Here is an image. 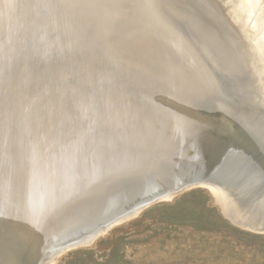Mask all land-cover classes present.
Returning <instances> with one entry per match:
<instances>
[{"label": "water", "instance_id": "1", "mask_svg": "<svg viewBox=\"0 0 264 264\" xmlns=\"http://www.w3.org/2000/svg\"><path fill=\"white\" fill-rule=\"evenodd\" d=\"M54 1L65 9V29L58 33L48 26L28 33L31 20L42 18L46 11L37 7L39 4L19 0L0 18V43L8 42L9 48L7 57V49L0 51V93L6 91L10 96L0 106V264H50L54 257L129 220L134 211L200 187L220 189L230 197L234 211H248L247 205L256 199L264 209V105L256 75L238 76L214 69L210 80L199 82L201 97L189 101L178 86L193 78L194 65L176 57L174 49H131L134 40L130 41L122 25L115 26L111 18L107 22L111 43L127 45L126 49H114L117 55H132L145 69H154V80L150 77V83L145 80L132 87L126 73L115 71L107 50L95 49L103 32L102 27L96 29V19L100 26L105 25V15L123 0ZM192 4L199 7L197 0ZM213 5L205 7L221 17ZM27 7L29 16L25 17ZM197 13L200 19L206 14ZM88 16L92 17L90 28ZM77 40L81 45L73 46ZM56 42L69 47L58 50ZM103 52L106 55L102 56ZM215 87L219 90L216 106L210 100ZM140 88L151 92L150 96ZM169 99L186 102L198 114L210 108L218 113L212 123L208 118L191 117L190 122L206 128L200 135L193 133L194 150L188 143L189 129L183 126L189 118L179 114V107L174 108ZM151 148L175 149L172 153L178 159L160 164L166 176L164 186H157L144 166L119 176L130 165L148 164L143 156H148ZM22 163L29 166L26 184L25 167L19 169ZM110 176L114 177L107 184L102 181ZM84 184L91 188L84 192ZM49 192L57 196L53 206L58 213L44 226L43 213L36 217L28 211ZM65 194L75 195L70 198ZM13 196L18 201L21 197L20 207L11 203ZM107 201L117 206L113 215L59 232L49 250L30 245L29 235L32 244L38 237L41 241L37 243H42L49 232L85 219V214ZM222 213L234 224L248 228ZM256 231L264 233V228ZM32 250L36 252L31 257Z\"/></svg>", "mask_w": 264, "mask_h": 264}, {"label": "bare ground", "instance_id": "2", "mask_svg": "<svg viewBox=\"0 0 264 264\" xmlns=\"http://www.w3.org/2000/svg\"><path fill=\"white\" fill-rule=\"evenodd\" d=\"M26 1L27 3L29 2L31 5L36 4L35 2H31L30 0H22V2L24 3ZM38 1L39 3L37 4L39 5L36 4L37 7L43 6L46 11L42 16V18H39L37 16L33 18L30 23L27 22L29 23L27 27L28 33L31 34L34 32V29L36 28L38 29L39 27H44V26H45L44 28L48 26V28L52 30L54 33L61 32L63 29H65L64 27L66 23H63V21H65L64 18L65 9H63L61 3L60 2L57 3V1H54L55 2L54 3L53 0H38ZM137 1H139V3ZM181 1L183 3L185 2L187 4L189 3L190 5H194L192 4L193 0H175V3L170 0H123L120 3L119 7L114 4V7L111 8V14L109 12L104 17L106 23L105 25L102 24L100 26L99 21L96 19V25H95L96 29L102 27L103 32H101L102 38L98 42L97 45L98 48L95 49L103 48L104 50L105 49L107 50L108 54L110 55L109 60L112 66L116 68L115 71L118 70L126 73V76H129L130 78L129 80H127V82L130 85L132 84L133 85L132 87H134V85L139 86L140 84H143L145 80H146L145 83H150L151 82L150 77L154 80V76H153L154 69L152 67H149V69H145L144 64L141 61H138V59H135V57L132 55L125 58L124 56H128L127 54H125L123 57H119L117 55L114 49L117 48L126 49L127 45H122L117 42V45L115 46L114 44L116 43H111V38L107 34L109 30V26H108L109 24H107V22H110L111 18L112 19L114 18L112 21L114 22L115 26L117 23L122 25L123 27L122 29L125 32V34L128 37H131L130 41L134 40L131 41L132 43H134L131 46V49H157V50L165 49V48L174 49L173 53L175 54L176 57L180 55L182 59L185 58L187 61H190L194 65V67L191 68L192 71H194L193 75L191 74L193 78L191 80L187 79L188 81L182 82V84L178 86L179 93L185 97H189L188 100L190 101V99L194 100V99H199L201 97V90H200L201 85L199 84V82L201 80L206 81V79L210 80L211 79L210 76H212L211 74L212 70L217 69L219 72L226 74L229 73L236 74V72L242 70L241 64H235L234 63L235 60L231 59L230 61L228 59V57L232 58V56H229L231 54L228 55L226 53V47H224L222 43H219L214 37L212 38V36L207 34L206 30H208V32L212 31V34L217 36L218 39L220 38L221 42H223L224 39L227 40V33L231 32L232 36L235 35L240 36V38H242V42L244 41L245 44H247V46L251 47V49H248L249 52L248 56L250 58V61L253 62V60H255L253 58L256 57L258 67L260 69V74L254 73L253 76L255 75L257 76L259 83H264V0H197L199 9L202 10V12L208 14L210 18L212 16L213 19H215V21H213L212 19L209 20L210 18L208 19L206 17L207 19L205 18L203 20V22L207 23L208 20L210 23H212L210 25L212 26V28L208 27V29H206L207 28L206 23L205 25L197 23V19L195 17L190 16L188 13L183 12V10L184 11L187 10V7H184L185 4L180 5L178 3ZM17 3H19V0H3V2L1 3L3 4L2 7L3 9L1 10L0 7V18L2 17V15L6 13V10H9L13 4H17ZM137 3L138 4L142 3V7H139L141 4L137 6ZM208 3L211 4L213 3L214 4L213 6H215V8L217 9L216 11L220 13L221 17L223 18L218 16L215 11L206 8L205 6ZM28 11L29 8L27 7L23 13L26 14L25 17L29 16ZM4 17L5 15L2 18ZM219 17L221 19H219ZM86 21L88 24V28H90V26L93 25L92 17L90 18L88 16L86 18ZM207 25H209V23ZM84 40L87 41V39ZM57 43L58 42H56V45L58 46H55V48L57 47L58 50L67 49L69 47V46H65L62 42L60 45ZM72 44H74L73 46H78L76 44L81 45V41L77 40ZM85 45L88 44L86 43ZM7 48H8V42H6L5 44L0 43V51L1 50L4 51ZM8 49L5 51V57L9 56ZM227 51L229 50L227 49ZM101 55L104 56L106 55V53L103 52ZM131 62H138L140 63V66L139 65L138 67L133 66ZM132 69L134 70L132 71ZM138 76H139V80H138ZM182 77H183L182 80L184 81L185 77L183 75ZM1 86H3V81L0 82V87ZM11 92L12 91H10V93ZM140 92H143V94L149 96L151 94V92L142 89L140 90ZM218 92H219L218 88L215 87V89L212 91L213 96L211 95L210 97L211 102L215 103L214 106H216L219 100L217 99L219 98ZM116 93H118V91ZM0 94H1L0 96V106H1L5 103L7 99L10 98V96L8 95L9 93H6V91L1 92ZM170 101L172 102L171 105L174 108L179 107V109L177 108L178 110H180L179 114H183V116L189 118L188 119L189 121L188 122L184 121L183 122L184 125L183 124L182 125L187 126L189 129L187 130L188 132L187 138L189 139L188 143L189 145H191L190 147L193 148L194 150V145L197 143L192 139L193 133L200 135L199 133L205 132L204 130L206 128L201 127V125H199L196 122H190V119L191 121L192 119H194L191 117L196 116V117H201L203 119L208 118L210 119V122L211 121L213 122L216 121L217 118H215V116H217L218 113H216V111H212V109L210 108L209 111L198 114L192 112L191 108L184 101H180V102L179 101L175 102L173 100ZM260 101L264 105V98H260ZM15 105L16 108L19 107L18 104ZM20 109H22V107H20ZM201 118L200 120H202ZM77 121L78 120H76L75 123ZM77 123L81 125L82 119L79 120V122ZM217 129L220 130L219 128ZM150 151L148 156H143L149 160L148 164H146L147 163L146 162L145 163L146 165L145 164L130 165L125 169V171L122 170L123 172L120 173L119 176H121V174L130 172L131 168L134 169L137 167L144 166L148 175L153 174L152 178L154 182L157 184V186L160 187L164 186V182H166L165 181L166 176H165V172L161 169L160 164L167 161L175 162V160L178 159L172 153L175 151V149L172 151H162L161 149L151 148ZM16 153L17 151L15 152V155ZM24 167H25L24 184H26L25 182L27 180L26 176L28 174L27 172L29 166L24 165L22 163L19 169H22ZM119 176L116 175L115 177H119ZM111 177L114 176H110L109 178L104 177L102 178L104 179L102 181H105L107 184V182L110 180ZM88 184H84V188H83L84 192L85 190H89L91 188V186H89ZM24 186L25 185H23V187ZM209 189L211 190V193L216 197L217 201L219 202L221 201L220 205L224 211L232 212L233 214L235 213L232 204L230 203L231 199L229 196H227L220 189H217L215 187L213 188L209 187ZM74 195L75 194H65V196L70 198H73ZM55 197H57L55 195V192H49L43 198L36 200L31 206L30 211H28V214L31 215L33 213L36 214L35 215L36 217H38L40 212L43 213V217H44V219H42V221L44 222L43 225L47 226V224L51 221V219L54 218V214L58 213V211L57 212L54 211V206H53V203H55ZM219 198L223 200H220ZM11 203H13L14 206L20 207L23 202L21 200V197L18 201V198H15L13 196V199H11ZM47 203H49L48 211L45 210ZM113 203H114L113 201L104 202L102 205H100L98 209L94 210V212H92L91 214L89 215L85 214L86 217L85 219L83 220L77 219L75 220L74 223L72 222L70 224H64L60 228L54 229L53 232L51 233L49 232V235L42 243H37V241H41V238L38 237L35 243L32 244L30 235L28 234L29 235L28 240L30 242V245L35 247L39 244L38 247L41 248L43 251L49 250L50 248H52L53 246L52 244L55 242V240H57L58 238L57 234L59 232L68 231L71 230L72 228L79 229L80 228L79 226H81L80 224H85L87 221L88 222L93 221L96 220L97 218L98 219L100 218L98 220L100 221L101 219L104 218V216L107 217L116 213L117 206L113 207ZM260 203L261 202L258 199H256L252 201V203L247 205L246 209H248V211H240L239 213L238 212L235 213L237 219H239L238 217H240L241 220H239V222L241 223L242 226H246L248 227L247 229L253 231L264 228V216L261 215V212H263L264 209L260 208ZM142 210L143 209H139L131 213V217L129 219H131L134 216H137V214L140 211L142 212ZM251 218H254L255 221L252 220ZM122 222L124 221H121L117 224H120ZM107 231L108 230H105L104 232H102V234H104ZM34 240L35 239H33V241ZM94 241L95 240L85 241L82 243V246L91 245V243H94ZM35 252L36 251L33 250L30 252L31 257L32 255L33 256L35 255ZM59 256L60 255L54 257L51 260L50 264L53 263Z\"/></svg>", "mask_w": 264, "mask_h": 264}, {"label": "rangeland", "instance_id": "3", "mask_svg": "<svg viewBox=\"0 0 264 264\" xmlns=\"http://www.w3.org/2000/svg\"><path fill=\"white\" fill-rule=\"evenodd\" d=\"M181 2L178 3L187 7L184 13L205 25L203 20L209 16L205 14L200 19L197 11L204 12L199 7ZM211 24L207 20L206 29L212 28ZM206 32L226 47V53L232 56L228 57L230 61L241 64L238 76L260 74L257 58L250 61L251 47L240 36L228 32L227 40L221 42L212 31ZM260 84L263 89L260 98H264V83ZM216 201L210 189L186 191L170 201L147 207L137 216L113 226L91 245L67 251L51 264H264V233L234 224L223 215L224 210L218 205L221 201ZM224 212L232 220H241L235 214L240 211Z\"/></svg>", "mask_w": 264, "mask_h": 264}]
</instances>
